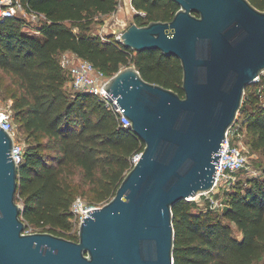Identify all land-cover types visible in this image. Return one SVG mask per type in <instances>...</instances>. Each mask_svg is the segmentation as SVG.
I'll return each instance as SVG.
<instances>
[{"label": "trees", "instance_id": "16d2710c", "mask_svg": "<svg viewBox=\"0 0 264 264\" xmlns=\"http://www.w3.org/2000/svg\"><path fill=\"white\" fill-rule=\"evenodd\" d=\"M264 10V0H250ZM37 21L22 15L0 19V89L12 100L13 117L24 134L16 201L26 226L65 238L75 215L74 200L103 205L114 197L132 158L145 144L98 97L68 86L61 54L71 51L107 76L134 65L144 79L180 96L182 66L158 49L137 52L113 36L94 33L101 17L117 11L120 0H22ZM145 15L134 22L171 20L174 0H132ZM2 76L10 79L5 84ZM236 123L253 152L264 157V76L245 89ZM242 174V173H241ZM219 211L192 200L172 207L174 264H264V173L239 178ZM235 229L240 235L235 234Z\"/></svg>", "mask_w": 264, "mask_h": 264}, {"label": "water", "instance_id": "95a60500", "mask_svg": "<svg viewBox=\"0 0 264 264\" xmlns=\"http://www.w3.org/2000/svg\"><path fill=\"white\" fill-rule=\"evenodd\" d=\"M168 21L132 22L119 40L182 66V97L134 65L104 86L145 144L112 199L88 210L78 241L25 232L12 134L0 126V264H174L172 207L212 190L245 89L264 72V10L250 0H174Z\"/></svg>", "mask_w": 264, "mask_h": 264}, {"label": "built area", "instance_id": "2783aa9c", "mask_svg": "<svg viewBox=\"0 0 264 264\" xmlns=\"http://www.w3.org/2000/svg\"><path fill=\"white\" fill-rule=\"evenodd\" d=\"M121 1L122 0H120V2ZM130 2L132 4V0H130ZM19 12H21L23 14L22 16L28 20L37 21L39 18L38 13L33 11L29 12L25 9L22 0H0V19L20 15ZM135 12L136 14L145 15L143 11H138L135 9ZM95 34L105 37L98 32ZM60 63L70 75L68 86L71 89L75 91L86 92L98 97V99L104 103L107 109L111 110L118 116L120 123L124 127H130L131 122L123 114V110L118 101L104 87L111 76L105 75L102 71L97 69L92 62L77 56L71 51H66L61 54ZM259 80L260 76L257 77L256 81ZM12 118L13 116L10 112L0 108V126L9 131L14 138L12 154L14 160L19 165L23 160L25 145H22L12 133ZM244 133V127L240 123L236 122L228 130L226 138L221 147L222 153L219 165L215 172L216 178L214 186L211 191L200 194L205 195L206 202L209 203L212 208L219 211H223V209L227 206L226 193L235 187L239 180L240 174L253 171L249 154H254V152L250 149L249 145L245 146L242 144L241 137L243 138ZM238 139H240V144L236 143ZM140 155L141 153L133 156V165L138 161ZM98 207L100 206H85L82 197L78 196L74 200L71 207L72 212L75 215V223L77 222L80 225V223L83 221V218L88 214V210ZM25 232L31 233L29 230H25Z\"/></svg>", "mask_w": 264, "mask_h": 264}, {"label": "rangeland", "instance_id": "374dc122", "mask_svg": "<svg viewBox=\"0 0 264 264\" xmlns=\"http://www.w3.org/2000/svg\"><path fill=\"white\" fill-rule=\"evenodd\" d=\"M19 14L23 15L21 12H19ZM135 14H136L135 9L134 7H132L130 0H122L116 12L100 18L98 23L95 24L94 26V33L98 32L104 36H113L116 39H119L122 31L125 28H127L132 22H134ZM262 75L264 76V72L262 73ZM2 77H3L2 81L5 84L10 83V79L7 76H2ZM11 105H12V100L10 99L9 94H7L6 91L1 88L0 89V108L4 109L5 111L10 112L13 116ZM12 125H13V130H12L13 135L22 145H25L24 134L19 130V124L14 117L12 118ZM241 139H242L241 141L243 145L245 146L248 145L246 133H244V136L243 138L241 137ZM239 140L240 139L236 141L237 144H240ZM249 156L251 159V165H252L254 172L253 171L249 173L244 172L240 174L239 178L244 183L246 179L255 177L256 175H261L264 173V157H262L257 152H254V154H249ZM82 199H83V203L85 206H94V204H90L86 198H82ZM189 199L197 203L196 209H198V207L205 208L206 203H207L205 199V195H196L194 197H189ZM17 202L21 205V201H17ZM96 206H101V205H96ZM25 230H29L31 233L37 232L35 231L36 229L32 226H26ZM78 233H79V224L77 222L76 223L74 222L73 228L69 232V235L74 236V235H78ZM235 234L240 235L236 229H235Z\"/></svg>", "mask_w": 264, "mask_h": 264}, {"label": "flooded vegetation", "instance_id": "af4514ba", "mask_svg": "<svg viewBox=\"0 0 264 264\" xmlns=\"http://www.w3.org/2000/svg\"><path fill=\"white\" fill-rule=\"evenodd\" d=\"M60 236V235H59ZM68 240H71V241H78L79 240V237H72V238H67Z\"/></svg>", "mask_w": 264, "mask_h": 264}, {"label": "bare ground", "instance_id": "6f19581e", "mask_svg": "<svg viewBox=\"0 0 264 264\" xmlns=\"http://www.w3.org/2000/svg\"><path fill=\"white\" fill-rule=\"evenodd\" d=\"M133 7V6H132Z\"/></svg>", "mask_w": 264, "mask_h": 264}]
</instances>
